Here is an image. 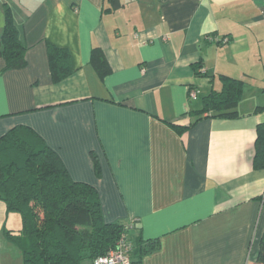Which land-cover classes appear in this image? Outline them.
Instances as JSON below:
<instances>
[{
	"label": "crops",
	"instance_id": "obj_1",
	"mask_svg": "<svg viewBox=\"0 0 264 264\" xmlns=\"http://www.w3.org/2000/svg\"><path fill=\"white\" fill-rule=\"evenodd\" d=\"M119 1L107 10V0H0V36L9 7L26 59L3 69L0 55V137L29 126L94 188L106 221L135 218L132 250L157 244L133 264H249L264 229V168L253 167L264 0ZM49 45L68 50L60 81ZM94 46L110 68L103 77L90 64ZM220 74L244 81L236 115L196 119L188 111L220 88ZM192 87L201 94L189 101ZM20 229L0 199V264H23L6 238Z\"/></svg>",
	"mask_w": 264,
	"mask_h": 264
},
{
	"label": "trees",
	"instance_id": "obj_2",
	"mask_svg": "<svg viewBox=\"0 0 264 264\" xmlns=\"http://www.w3.org/2000/svg\"><path fill=\"white\" fill-rule=\"evenodd\" d=\"M107 1L110 4L107 10L121 5L119 0ZM4 12L5 24L0 36L3 69L22 68L26 65L25 46L9 7ZM48 57L53 81H60L71 72L66 48L49 45ZM90 64L100 77L110 71L98 46L91 49ZM219 78L220 88L200 97V109L188 111L196 119L211 112L222 117L236 115L244 81L223 74ZM253 167L264 168V122L256 125ZM0 199L8 211L21 217L20 232L6 231V238L21 251L23 264H81L85 258L92 260L105 254L122 232L133 240L129 231L136 228L135 222L129 227L106 221L94 188L73 180L56 152L29 126H14L0 137ZM137 241L136 238V246ZM156 244L153 241L146 246L138 245L131 255L138 253L136 257H141ZM249 264H264V229L254 260Z\"/></svg>",
	"mask_w": 264,
	"mask_h": 264
},
{
	"label": "built area",
	"instance_id": "obj_3",
	"mask_svg": "<svg viewBox=\"0 0 264 264\" xmlns=\"http://www.w3.org/2000/svg\"><path fill=\"white\" fill-rule=\"evenodd\" d=\"M227 38H222L220 42H226ZM201 71L204 73L205 69L201 68ZM201 92L198 87H192L188 90V100L192 101L197 99L200 96ZM135 218L132 219L128 225L129 227H132V224L135 222ZM133 249V244L130 238L128 237V234L125 232H122L115 245L110 248L105 254L95 256L92 259L93 264H133V261L131 259V252Z\"/></svg>",
	"mask_w": 264,
	"mask_h": 264
},
{
	"label": "rangeland",
	"instance_id": "obj_4",
	"mask_svg": "<svg viewBox=\"0 0 264 264\" xmlns=\"http://www.w3.org/2000/svg\"><path fill=\"white\" fill-rule=\"evenodd\" d=\"M197 102H199V101H197ZM22 256V255H21Z\"/></svg>",
	"mask_w": 264,
	"mask_h": 264
}]
</instances>
